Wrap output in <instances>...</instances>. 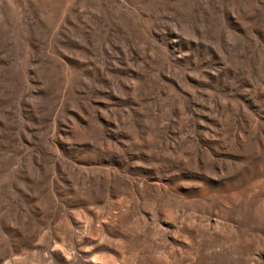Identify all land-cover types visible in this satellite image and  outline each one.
Here are the masks:
<instances>
[{
  "label": "rangeland",
  "instance_id": "rangeland-1",
  "mask_svg": "<svg viewBox=\"0 0 264 264\" xmlns=\"http://www.w3.org/2000/svg\"><path fill=\"white\" fill-rule=\"evenodd\" d=\"M0 264H264V0H0Z\"/></svg>",
  "mask_w": 264,
  "mask_h": 264
}]
</instances>
